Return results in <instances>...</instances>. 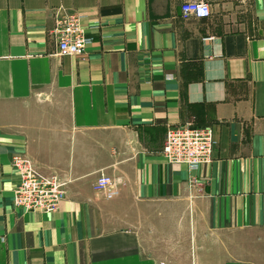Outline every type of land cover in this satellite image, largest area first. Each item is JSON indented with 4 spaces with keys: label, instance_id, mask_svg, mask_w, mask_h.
Returning a JSON list of instances; mask_svg holds the SVG:
<instances>
[{
    "label": "crops",
    "instance_id": "crops-1",
    "mask_svg": "<svg viewBox=\"0 0 264 264\" xmlns=\"http://www.w3.org/2000/svg\"><path fill=\"white\" fill-rule=\"evenodd\" d=\"M184 1L0 0V264H264V0ZM188 123L214 136L194 170L161 154ZM17 154L68 182L56 211L13 206Z\"/></svg>",
    "mask_w": 264,
    "mask_h": 264
},
{
    "label": "built area",
    "instance_id": "built-area-1",
    "mask_svg": "<svg viewBox=\"0 0 264 264\" xmlns=\"http://www.w3.org/2000/svg\"><path fill=\"white\" fill-rule=\"evenodd\" d=\"M181 13L197 19L210 16L206 0H185ZM53 28L50 32L59 55L79 56L86 47V36L77 12L58 7L53 10ZM212 38H206L205 41ZM214 146L211 127L192 124L170 126L166 129L161 154L169 164H184L189 170L211 161ZM12 165L18 172L19 183L13 191V206L26 212L51 213L58 209L66 193L67 181L57 174L42 175L31 160L14 155ZM115 180L100 174L93 184L96 191L113 187Z\"/></svg>",
    "mask_w": 264,
    "mask_h": 264
},
{
    "label": "rangeland",
    "instance_id": "rangeland-1",
    "mask_svg": "<svg viewBox=\"0 0 264 264\" xmlns=\"http://www.w3.org/2000/svg\"><path fill=\"white\" fill-rule=\"evenodd\" d=\"M193 264H195V260L193 259ZM197 264V263H196ZM199 264V263H198Z\"/></svg>",
    "mask_w": 264,
    "mask_h": 264
}]
</instances>
